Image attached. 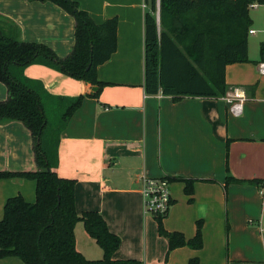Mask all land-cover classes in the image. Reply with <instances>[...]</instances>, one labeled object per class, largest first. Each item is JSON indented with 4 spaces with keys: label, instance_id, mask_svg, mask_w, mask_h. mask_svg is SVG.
Instances as JSON below:
<instances>
[{
    "label": "crops",
    "instance_id": "crops-1",
    "mask_svg": "<svg viewBox=\"0 0 264 264\" xmlns=\"http://www.w3.org/2000/svg\"><path fill=\"white\" fill-rule=\"evenodd\" d=\"M78 4L97 23L116 18V49L96 69L98 79L108 84L97 99L84 97L59 135L56 172L75 179L76 212L96 210L102 215L120 237L115 259L187 264L197 257L198 264H264V75L254 60L224 69L228 88L244 90L238 114L223 96L173 100L161 92L147 95L142 86L144 0ZM0 14L19 26L22 40L43 42L59 56L74 43L72 16L53 2L0 0ZM22 74L52 95L75 96L88 89L86 82L39 63L26 65ZM6 95L0 82V99ZM35 169L28 129L17 120L0 122V170ZM227 173L261 180L258 185L226 183ZM142 175L196 179L191 195L184 193L182 181L169 180L172 203L162 223L166 230L190 238L200 220L199 249L184 245L168 250L156 219L144 210ZM16 194L34 201L35 181L0 179V218L6 199ZM78 222L76 249L86 258H100L102 249ZM0 264L24 263L6 256Z\"/></svg>",
    "mask_w": 264,
    "mask_h": 264
},
{
    "label": "trees",
    "instance_id": "trees-1",
    "mask_svg": "<svg viewBox=\"0 0 264 264\" xmlns=\"http://www.w3.org/2000/svg\"><path fill=\"white\" fill-rule=\"evenodd\" d=\"M29 1H50L69 13L74 20V43L66 55L59 56L43 42L22 40L19 26L0 14V82L7 90L6 98L0 99V122L17 120L28 129L36 164V169L30 171L0 170V179L18 176L35 181L34 201L16 194L4 203L0 218V258L16 256L24 264H143L135 258L112 257L120 237L110 231L98 211L76 212L75 179L61 177L56 172L60 132L84 97L97 99L108 84L98 79L96 69L116 49V18L97 23L79 7L78 0ZM144 2L147 5L143 16L144 93L161 92L173 100L184 96H224L228 90L225 66L250 61L247 54L249 5L264 4V0ZM261 60H264V41L259 42V58L254 62ZM32 63L80 79L88 84V89L75 96L52 95L40 82L22 74L23 67ZM47 99L68 100L56 126L47 117L45 106L51 102ZM167 179L182 181L184 193L192 194L195 178ZM260 180L226 175V183L258 185ZM167 212L152 216L156 219L158 234L167 239L168 250L184 245L199 249L202 246L200 220L196 221L194 235L186 238L182 232L164 228L162 220ZM78 221L102 249L100 258H86L76 249L74 226ZM187 264H198L197 257L189 258Z\"/></svg>",
    "mask_w": 264,
    "mask_h": 264
},
{
    "label": "built area",
    "instance_id": "built-area-1",
    "mask_svg": "<svg viewBox=\"0 0 264 264\" xmlns=\"http://www.w3.org/2000/svg\"><path fill=\"white\" fill-rule=\"evenodd\" d=\"M250 7H256L253 2ZM249 33L255 30L250 28ZM257 72L264 75V60L256 63ZM229 104V109L233 114H238L241 110L242 101L245 99L244 90L240 86H231L223 96ZM141 193L143 197L144 210L150 214H163L170 206L169 180L165 177H147L142 175Z\"/></svg>",
    "mask_w": 264,
    "mask_h": 264
},
{
    "label": "rangeland",
    "instance_id": "rangeland-1",
    "mask_svg": "<svg viewBox=\"0 0 264 264\" xmlns=\"http://www.w3.org/2000/svg\"><path fill=\"white\" fill-rule=\"evenodd\" d=\"M249 16L251 19L250 28L255 29V33L247 34L248 58L257 60L259 58V42L264 41V4H258L256 7H249ZM49 100V99H47ZM46 103V112L49 121L54 125H58L62 117L68 100H49ZM157 124L156 116L154 123ZM82 226V222H78V226Z\"/></svg>",
    "mask_w": 264,
    "mask_h": 264
}]
</instances>
